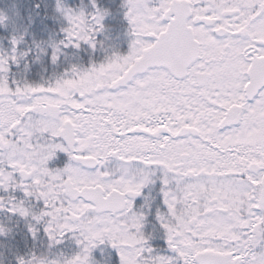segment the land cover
I'll list each match as a JSON object with an SVG mask.
<instances>
[{"label": "snow or ice", "instance_id": "1", "mask_svg": "<svg viewBox=\"0 0 264 264\" xmlns=\"http://www.w3.org/2000/svg\"><path fill=\"white\" fill-rule=\"evenodd\" d=\"M43 7L0 10V264H264V0H121L123 53Z\"/></svg>", "mask_w": 264, "mask_h": 264}, {"label": "trees", "instance_id": "2", "mask_svg": "<svg viewBox=\"0 0 264 264\" xmlns=\"http://www.w3.org/2000/svg\"><path fill=\"white\" fill-rule=\"evenodd\" d=\"M121 0H97V2L105 7H107L112 15H110L106 21L105 26L109 32V38L111 43L115 46H122L126 51V47L122 45V37L125 35L126 24L122 21V16L119 13V3ZM51 4L52 0H0V10L4 11L10 19H15L16 14H19V23L23 25L28 24V18L30 15L33 16L34 24L30 28V36L26 37L29 41L33 38L47 39L48 32L41 29L40 21L45 14L43 7L44 3ZM87 2V0H83ZM41 3L40 9H35L34 4ZM70 5H78L81 3V0H68ZM38 14V15H37ZM48 25H51V21L45 22ZM8 32L5 29L0 28V46L2 43H6L8 40ZM122 47H119V50H123ZM83 54V53H82ZM81 54V55H82ZM86 56V54H84ZM105 254L111 257V260L114 262L116 257L112 250H105ZM94 256L99 259L100 253L97 251L94 253Z\"/></svg>", "mask_w": 264, "mask_h": 264}, {"label": "rangeland", "instance_id": "3", "mask_svg": "<svg viewBox=\"0 0 264 264\" xmlns=\"http://www.w3.org/2000/svg\"><path fill=\"white\" fill-rule=\"evenodd\" d=\"M84 4H86V3H84ZM107 19V18H106ZM106 21V20H105ZM0 47H7V42L6 43H2V45L0 46ZM120 46H118V47H115L118 51H120L118 48H119ZM98 55H99V57L101 56V54L100 53H98ZM82 56V58H84V59H86V56L84 55V54H82L81 55Z\"/></svg>", "mask_w": 264, "mask_h": 264}]
</instances>
